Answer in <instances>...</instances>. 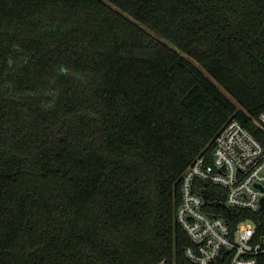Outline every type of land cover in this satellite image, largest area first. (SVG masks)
Instances as JSON below:
<instances>
[{
    "label": "trees",
    "instance_id": "16d2710c",
    "mask_svg": "<svg viewBox=\"0 0 264 264\" xmlns=\"http://www.w3.org/2000/svg\"><path fill=\"white\" fill-rule=\"evenodd\" d=\"M263 112L264 0H0V264H194L182 175Z\"/></svg>",
    "mask_w": 264,
    "mask_h": 264
},
{
    "label": "built area",
    "instance_id": "2783aa9c",
    "mask_svg": "<svg viewBox=\"0 0 264 264\" xmlns=\"http://www.w3.org/2000/svg\"><path fill=\"white\" fill-rule=\"evenodd\" d=\"M253 125L257 133L230 119L212 159L196 158L182 175L176 221L192 242L185 253L194 264H259L264 257V112Z\"/></svg>",
    "mask_w": 264,
    "mask_h": 264
},
{
    "label": "water",
    "instance_id": "95a60500",
    "mask_svg": "<svg viewBox=\"0 0 264 264\" xmlns=\"http://www.w3.org/2000/svg\"><path fill=\"white\" fill-rule=\"evenodd\" d=\"M204 197L207 198V195L205 194Z\"/></svg>",
    "mask_w": 264,
    "mask_h": 264
},
{
    "label": "rangeland",
    "instance_id": "374dc122",
    "mask_svg": "<svg viewBox=\"0 0 264 264\" xmlns=\"http://www.w3.org/2000/svg\"><path fill=\"white\" fill-rule=\"evenodd\" d=\"M225 92V91H224Z\"/></svg>",
    "mask_w": 264,
    "mask_h": 264
}]
</instances>
